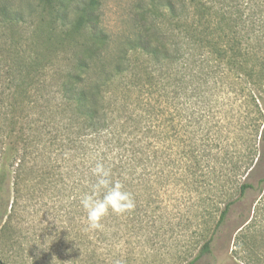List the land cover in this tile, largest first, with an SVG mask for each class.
<instances>
[{
  "label": "rangeland",
  "instance_id": "rangeland-1",
  "mask_svg": "<svg viewBox=\"0 0 264 264\" xmlns=\"http://www.w3.org/2000/svg\"><path fill=\"white\" fill-rule=\"evenodd\" d=\"M85 1L0 0V75L12 60L24 59L20 69L32 78L41 75L44 83L38 88L48 89L51 76L69 68L70 43L83 40V36L63 33L62 28ZM98 1L101 25L113 38L103 57L106 69L112 68L120 44L132 37L136 25L145 24L158 41L170 43L173 52L175 43L180 42L189 55L188 99L183 93L178 99L179 107H187L188 137H203L209 145L218 138L229 152H235L240 138L252 133L243 128L247 122L255 123L254 104L260 98L256 54L258 47L264 46V0ZM222 54L239 55V60L228 66ZM35 57L38 70L32 63L28 68L31 61L27 60ZM158 75L160 80L164 77L161 82L167 91L175 90V64L165 65ZM122 80L126 81L118 82ZM35 81H23L21 88L32 92L37 87ZM0 85L4 87V82ZM203 112L206 117L201 120ZM184 120L178 119L181 126ZM67 159L66 155L58 156L60 169L54 171L61 174L46 181L42 180L41 163L33 156L13 157L12 166L3 167L7 174L0 185L3 262L187 264L194 260L217 220L212 204L224 191L223 181H205L195 187L179 180L160 197L136 203L131 213L110 215L104 221V231L85 233V213L75 198L84 191V183L74 171L78 161ZM72 164H76L75 169L69 167ZM240 233L241 228L233 233L226 251L217 249L214 256L203 255L192 264H246V260L264 264L263 229L246 233L237 243Z\"/></svg>",
  "mask_w": 264,
  "mask_h": 264
},
{
  "label": "trees",
  "instance_id": "trees-1",
  "mask_svg": "<svg viewBox=\"0 0 264 264\" xmlns=\"http://www.w3.org/2000/svg\"><path fill=\"white\" fill-rule=\"evenodd\" d=\"M98 3L86 0L63 26V33L83 36V40L70 43L69 68L51 76L48 89L38 88L44 83L38 73L32 92L21 88L23 81L34 79L20 69L24 59L12 60L0 75V83L4 82V87L0 85V172L4 166H12L13 157L33 156L41 163L42 180L46 181L61 174L54 170L60 169L58 156L66 155L68 162L78 161L77 168L76 164L69 167L76 168L86 191L92 179L89 168L98 155L136 203L160 197L179 180L195 187L205 181H223L224 191L212 204L217 220L193 261L207 254L214 256L217 249L226 251L239 228L237 243L255 229L264 231V46L256 54L260 98L254 104L255 123L247 122L243 128L252 133L243 135L239 148L229 152L218 138L209 145L203 137H188L187 107H179L178 99L182 93L188 99L189 55L180 42L173 52L170 43L158 41L145 24L136 25L132 37L120 44L113 70L106 69L103 57L113 38L101 25ZM238 57L221 56L228 66ZM27 61H31L28 68L32 63L38 70L36 57ZM174 64L175 90L169 92L158 71ZM119 79L126 81L119 83ZM148 85L155 90L145 89ZM204 117L203 112L199 119ZM178 119H185L183 126ZM6 176L0 173V185ZM0 264L6 263L0 259Z\"/></svg>",
  "mask_w": 264,
  "mask_h": 264
},
{
  "label": "clouds",
  "instance_id": "clouds-1",
  "mask_svg": "<svg viewBox=\"0 0 264 264\" xmlns=\"http://www.w3.org/2000/svg\"><path fill=\"white\" fill-rule=\"evenodd\" d=\"M93 159L94 165L89 168L92 179L87 184V190L75 197L85 213V233L102 232L105 228L104 221L110 215L121 217L136 208L135 197L125 189L119 178H114L111 167L106 166L103 158L98 155ZM48 220L55 223L51 216Z\"/></svg>",
  "mask_w": 264,
  "mask_h": 264
}]
</instances>
